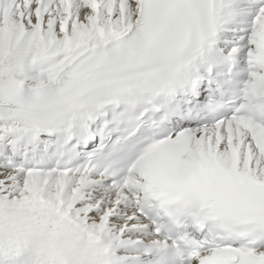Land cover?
<instances>
[{
  "label": "snow or ice",
  "instance_id": "snow-or-ice-1",
  "mask_svg": "<svg viewBox=\"0 0 264 264\" xmlns=\"http://www.w3.org/2000/svg\"><path fill=\"white\" fill-rule=\"evenodd\" d=\"M0 264H264V0H0Z\"/></svg>",
  "mask_w": 264,
  "mask_h": 264
}]
</instances>
